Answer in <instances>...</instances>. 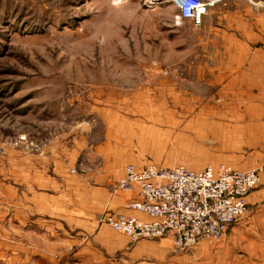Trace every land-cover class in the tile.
Segmentation results:
<instances>
[{"label": "crops", "instance_id": "0c3cea01", "mask_svg": "<svg viewBox=\"0 0 264 264\" xmlns=\"http://www.w3.org/2000/svg\"><path fill=\"white\" fill-rule=\"evenodd\" d=\"M199 1L211 3L199 26L173 17L178 56L151 90L156 107L103 110L100 142L84 133L25 157L0 184V264H264V0ZM162 132H182L179 147H217L236 170L263 168L245 216L179 254L170 235L131 243L100 223L107 213L146 219L127 209L136 188L114 187L126 165L161 160Z\"/></svg>", "mask_w": 264, "mask_h": 264}, {"label": "rangeland", "instance_id": "374dc122", "mask_svg": "<svg viewBox=\"0 0 264 264\" xmlns=\"http://www.w3.org/2000/svg\"><path fill=\"white\" fill-rule=\"evenodd\" d=\"M177 14L169 0H0V184L25 157L84 133L100 142L103 110L156 107L151 90L178 56L167 43ZM166 135L164 156L146 165H227L209 143L195 150L177 145L182 132Z\"/></svg>", "mask_w": 264, "mask_h": 264}, {"label": "built area", "instance_id": "2783aa9c", "mask_svg": "<svg viewBox=\"0 0 264 264\" xmlns=\"http://www.w3.org/2000/svg\"><path fill=\"white\" fill-rule=\"evenodd\" d=\"M169 1L180 19L194 26L201 24L211 5L199 0ZM262 169L240 171L220 164L192 170L182 165L166 168L128 164L114 188L121 192L136 188V197L127 209L146 219L107 213L100 223L124 235L131 243L170 235L172 253L179 254L205 239H220L245 216L247 197L259 185Z\"/></svg>", "mask_w": 264, "mask_h": 264}]
</instances>
